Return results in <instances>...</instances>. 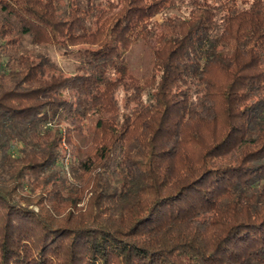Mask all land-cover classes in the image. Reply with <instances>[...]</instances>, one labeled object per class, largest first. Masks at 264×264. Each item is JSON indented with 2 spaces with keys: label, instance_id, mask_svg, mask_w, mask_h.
<instances>
[{
  "label": "trees",
  "instance_id": "obj_1",
  "mask_svg": "<svg viewBox=\"0 0 264 264\" xmlns=\"http://www.w3.org/2000/svg\"><path fill=\"white\" fill-rule=\"evenodd\" d=\"M0 264H264V0H0Z\"/></svg>",
  "mask_w": 264,
  "mask_h": 264
},
{
  "label": "rangeland",
  "instance_id": "obj_2",
  "mask_svg": "<svg viewBox=\"0 0 264 264\" xmlns=\"http://www.w3.org/2000/svg\"><path fill=\"white\" fill-rule=\"evenodd\" d=\"M159 19V17H157ZM154 40L149 41H138L134 43L130 49L125 53V59L129 66L130 74L134 77L143 80L148 75L152 61V45ZM30 46V45H28ZM33 48V46H30ZM74 47L73 49H77ZM54 58L57 59L61 65L63 71L67 73H73L75 69L76 57L73 54H64L63 51L53 47L49 52Z\"/></svg>",
  "mask_w": 264,
  "mask_h": 264
}]
</instances>
